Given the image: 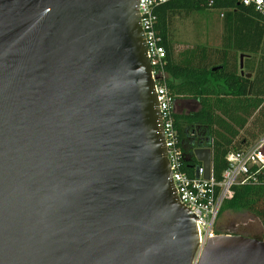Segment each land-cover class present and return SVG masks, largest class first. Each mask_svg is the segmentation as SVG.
Masks as SVG:
<instances>
[{"label": "water", "instance_id": "95a60500", "mask_svg": "<svg viewBox=\"0 0 264 264\" xmlns=\"http://www.w3.org/2000/svg\"><path fill=\"white\" fill-rule=\"evenodd\" d=\"M138 6L0 0V264H192ZM198 264H264V240L214 235Z\"/></svg>", "mask_w": 264, "mask_h": 264}, {"label": "trees", "instance_id": "16d2710c", "mask_svg": "<svg viewBox=\"0 0 264 264\" xmlns=\"http://www.w3.org/2000/svg\"><path fill=\"white\" fill-rule=\"evenodd\" d=\"M206 9L223 13L222 47L178 50L174 18ZM156 13V30L166 50V86L175 100L198 103L195 109L173 114L182 169L195 176L202 165L195 150L207 147L212 150L213 178L221 181L229 165L227 154L247 148L258 133H264V14L238 0H171L160 4ZM227 209L246 210L264 226V185L235 186L220 212Z\"/></svg>", "mask_w": 264, "mask_h": 264}, {"label": "built area", "instance_id": "2783aa9c", "mask_svg": "<svg viewBox=\"0 0 264 264\" xmlns=\"http://www.w3.org/2000/svg\"><path fill=\"white\" fill-rule=\"evenodd\" d=\"M169 1L171 0H139L138 9L147 54L152 65L151 73L155 79V91L173 184L179 201L197 218L199 242L192 264H198L208 239L219 235L216 230L217 219L223 203L233 197L235 186L264 185V133L247 148L227 154L229 165L224 170L221 181H216L213 175L210 179H205L203 165L197 169L195 176H190L183 171L182 151L178 146L173 118L175 99L167 88L165 80L166 50L160 44V37L156 30L158 21L156 8ZM238 3L264 14V0H238Z\"/></svg>", "mask_w": 264, "mask_h": 264}, {"label": "rangeland", "instance_id": "374dc122", "mask_svg": "<svg viewBox=\"0 0 264 264\" xmlns=\"http://www.w3.org/2000/svg\"><path fill=\"white\" fill-rule=\"evenodd\" d=\"M216 15L212 20H209L207 23L209 26L207 28L203 27V20L198 19V27L195 30L200 32L198 35L200 40H204V37L211 38L214 44L219 42V38H221L222 41V16L219 17ZM180 36L181 41L184 43L196 41V37L190 33V30L187 27H185ZM249 128L252 129V124ZM261 135L262 133H258L252 141L255 142ZM216 230L219 234L244 235L264 240L263 223L256 215L246 210L227 209L220 212L217 219Z\"/></svg>", "mask_w": 264, "mask_h": 264}, {"label": "crops", "instance_id": "0c3cea01", "mask_svg": "<svg viewBox=\"0 0 264 264\" xmlns=\"http://www.w3.org/2000/svg\"><path fill=\"white\" fill-rule=\"evenodd\" d=\"M216 14L219 17L221 16V12L219 11H216L214 9H206V10L194 11L186 18L175 17L173 20L172 29L174 31V40H176L178 43V46H177L178 50L185 49L188 47H193L195 45H202V46L213 48V49L221 48L222 47L221 38H219V42L217 44H214L211 38L204 37V40H200L198 38V35L200 34V32L195 30L198 27V24H197L198 19H202L203 27L207 28L209 26V24L207 23L209 22V20H212ZM185 27H187L190 30V33H192L196 37V41L191 42V43H186V42L184 43L181 41L180 35H182ZM197 107H198V103L196 101L187 100V99H178V100H175L174 111L175 112L189 111Z\"/></svg>", "mask_w": 264, "mask_h": 264}]
</instances>
